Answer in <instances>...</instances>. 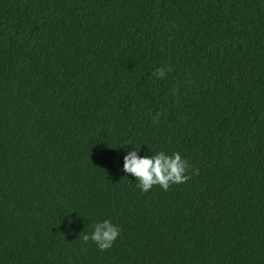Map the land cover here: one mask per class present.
<instances>
[{
	"label": "trees",
	"instance_id": "obj_1",
	"mask_svg": "<svg viewBox=\"0 0 264 264\" xmlns=\"http://www.w3.org/2000/svg\"><path fill=\"white\" fill-rule=\"evenodd\" d=\"M0 264H264V0H0Z\"/></svg>",
	"mask_w": 264,
	"mask_h": 264
},
{
	"label": "clouds",
	"instance_id": "obj_2",
	"mask_svg": "<svg viewBox=\"0 0 264 264\" xmlns=\"http://www.w3.org/2000/svg\"><path fill=\"white\" fill-rule=\"evenodd\" d=\"M158 74L163 75V72L158 70ZM186 167L187 162L178 152L168 155L163 151H157L152 155L139 156L137 149L134 148L124 155L122 164V170L135 177L137 187L142 192L153 185H159L167 190L170 184L186 181L188 179L187 175H184ZM118 234V228L108 219H104L95 222L91 233L83 238L86 241L91 239L98 249L104 250L111 246Z\"/></svg>",
	"mask_w": 264,
	"mask_h": 264
}]
</instances>
